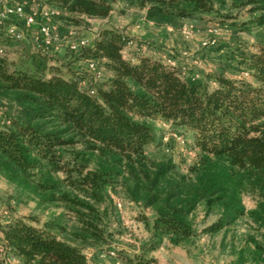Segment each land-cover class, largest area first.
Returning <instances> with one entry per match:
<instances>
[{"label":"trees","instance_id":"trees-1","mask_svg":"<svg viewBox=\"0 0 264 264\" xmlns=\"http://www.w3.org/2000/svg\"><path fill=\"white\" fill-rule=\"evenodd\" d=\"M114 1L48 3L58 10V18L73 21L76 15L105 18ZM124 1L144 9L145 20L156 25H176L212 11L214 4ZM238 2L247 7L251 23L264 27V0ZM2 40L8 44L12 39L0 34V45ZM132 41L114 28L98 31L81 52L108 71L94 86L82 87L80 77L48 69L41 58L33 68H19L6 54L0 56V100L10 101L13 108L0 126V173L23 182L49 164L69 174L76 171L86 197L97 201L101 186L119 179L131 200L154 210L149 238L141 244L144 254L158 249L165 238L180 244L194 235L190 216L199 203L206 209L222 207L218 220L203 229L207 233L246 213L264 226V46L247 56L249 80L211 72L190 75L149 55L125 59L121 51ZM155 120L191 133L198 154L187 173H178L169 162L148 165V148L157 143ZM76 143L89 155L81 166L66 168L59 149ZM91 162L94 167L88 169ZM35 186V191L54 188L41 182ZM244 191L256 198V207L248 212L240 200ZM62 199L72 203L79 230L71 232L53 220L36 226L12 219L0 226V264H8L10 252L21 264H87L85 250L104 239V213L88 200ZM255 246L259 264H264V243ZM136 258V264L153 262L142 254Z\"/></svg>","mask_w":264,"mask_h":264},{"label":"rangeland","instance_id":"rangeland-1","mask_svg":"<svg viewBox=\"0 0 264 264\" xmlns=\"http://www.w3.org/2000/svg\"><path fill=\"white\" fill-rule=\"evenodd\" d=\"M12 1L24 2L28 13L36 11L41 14L51 7L48 0ZM239 4L238 0H214L212 11L178 20L176 25L148 22L144 18V9L126 4L124 0H115L113 9L105 18L76 15L73 21L63 20L58 18L56 9L57 13L51 21L57 28L59 41L39 43L35 39L37 30L35 33L26 32L20 21L9 18L4 21L3 27H16L22 31L23 38L9 40L8 44H3L5 41L2 40L1 46L16 67L33 68L43 59L48 69L58 70L65 76L76 75L86 86H94L103 82L108 71L101 66L98 68L99 75L98 70L90 71L81 52L91 44L93 35H97L99 30L114 28L124 31L133 40L125 47L128 59L149 55L160 58L165 64L179 66L190 75L202 77L205 72H211L251 80L245 62L249 53H258L264 46V27L251 23L247 7ZM70 30L75 31V39H85L86 46L71 50L68 43ZM216 49L222 51L217 53ZM231 54L235 57L230 59ZM12 109L10 101L4 103L0 100V126L11 115ZM152 124L157 143L148 148V165L169 162L175 165L178 173H187L198 154L191 133L174 127L169 121L155 120ZM59 152L63 158L61 165L66 168L81 166V160L89 155L79 143L66 145ZM92 167L94 164L91 162L88 169ZM32 177L19 182L0 173V226L21 218L36 226L53 220L71 232L79 230L80 223L72 203L62 199V195H67L88 200L104 213V239L85 252L94 249L111 264H130L128 258H131V264H136V256L141 254L143 258H153L149 264L260 263L255 243H264V226L247 213L219 231L207 233L203 229L218 220L222 207L214 205L206 209L203 203H199L190 216L194 235L180 244H173L165 238L158 249L144 254L141 244L149 238L154 210L131 200L119 179L102 185V199L97 201L86 197L76 171L69 174L63 168L56 169L49 164ZM37 182L54 188L46 190L40 186L35 191ZM240 200L245 212L256 207V198L250 192H240ZM108 250H114L116 257L107 255ZM6 260L8 264H21V259L11 252L6 254Z\"/></svg>","mask_w":264,"mask_h":264},{"label":"built area","instance_id":"built-area-1","mask_svg":"<svg viewBox=\"0 0 264 264\" xmlns=\"http://www.w3.org/2000/svg\"><path fill=\"white\" fill-rule=\"evenodd\" d=\"M25 3H14L12 0H0V27L4 30V36L11 38L12 40H22L23 33L22 31L18 30L14 26L3 27L4 21L9 18H14L22 23L24 26H37V34H36V41L42 44H50L51 42H57L60 40V36L57 32V28L54 22L51 19L56 15V9L52 7H48L44 13L38 14L36 11L33 12H26L25 11ZM97 36V35H96ZM95 36V37H96ZM69 37V48L73 51H76L84 46H86L87 42L83 38L75 39V31L70 30L68 32ZM122 56L125 59H128L126 55L125 47L121 51ZM5 55V48L0 45V56ZM87 68L90 71H97V75H99V65L96 61L92 59H86ZM82 87L86 86L84 81L80 82ZM90 94L93 93L92 90H88ZM107 255L114 258L116 257L114 250H108Z\"/></svg>","mask_w":264,"mask_h":264},{"label":"crops","instance_id":"crops-1","mask_svg":"<svg viewBox=\"0 0 264 264\" xmlns=\"http://www.w3.org/2000/svg\"><path fill=\"white\" fill-rule=\"evenodd\" d=\"M25 31L26 32H31V33H35L37 30V26L36 25H32V26H24ZM0 34L2 33V29L0 28ZM4 36V35H3ZM1 35V37H3ZM95 34L92 37V42L89 46L92 45L94 39H95ZM86 254V259H87V264H111L110 262H108L105 258H103V256L100 255V252H96L94 249H90L89 251L85 252ZM112 264H119L118 262L116 263H112Z\"/></svg>","mask_w":264,"mask_h":264}]
</instances>
